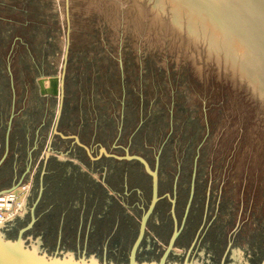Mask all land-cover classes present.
I'll return each instance as SVG.
<instances>
[{
	"label": "rangeland",
	"instance_id": "obj_1",
	"mask_svg": "<svg viewBox=\"0 0 264 264\" xmlns=\"http://www.w3.org/2000/svg\"><path fill=\"white\" fill-rule=\"evenodd\" d=\"M69 11L60 129L76 132L93 155L99 146L114 151L121 125L118 144L130 141L129 151L151 162L164 143L162 177L177 166L181 173L178 222L194 187L185 238L165 264H264V0H69ZM65 35L63 0H0V158L15 93L0 192L29 187L0 210V235L14 242L23 230L24 248L49 257L127 264L128 246L105 232L90 236L97 213H85L79 234L60 243L41 233L60 225L36 208L46 158L86 160L80 150L57 154L71 143L51 135ZM225 75L232 85L218 80ZM41 124L33 158L44 159L22 177ZM157 220L138 264H157L165 251L170 224L158 236Z\"/></svg>",
	"mask_w": 264,
	"mask_h": 264
},
{
	"label": "flooded vegetation",
	"instance_id": "obj_2",
	"mask_svg": "<svg viewBox=\"0 0 264 264\" xmlns=\"http://www.w3.org/2000/svg\"><path fill=\"white\" fill-rule=\"evenodd\" d=\"M12 82H10L11 85ZM12 97L13 101L15 103V93L12 92ZM58 102H59V92H58ZM14 103L12 105V111L10 112V116L12 114V119L10 123V129L8 132L7 136V129H8V123L6 127V132L4 136V150L3 154L0 158L2 159L6 149V157L3 160V162L0 164V169H2L9 157V150H10V140H11V134L13 130V121H14V113H15V108H14ZM63 107V104H62ZM58 109V105H57ZM62 112V110H61ZM57 113V111H56ZM60 118L61 114L59 117V120L56 125V131L60 133L62 136L66 138H62L57 134H54V126H55V120H56V114H55V119L53 122V126L51 129V135L56 137L59 141L66 143L69 142L71 143V147L67 149V146L64 147L62 150L56 152L57 154H64L65 158L68 157V155H71L72 150H80L84 158H86L85 162H81L82 165H84L89 172L99 174L101 176L102 184L101 182H97L99 187L102 190L103 194V199H105V211L104 213H101V217L97 218L93 216L92 219V224L91 226V232L90 236L96 235L102 232L107 233V236L105 240H115L117 241L118 245L121 246L120 248H127L128 246V252L126 255L127 259V264L129 262V254L130 250L138 236L139 232V227H140V222L141 218L144 215V213L147 211L150 201H151V196H152V182H151V177L144 171L143 166L136 161H127V160H117L113 157L105 156L100 153V148L102 146H99L97 154L93 155V151L91 150L90 146H86L83 144L82 140L79 138V136L74 133H67L64 132L60 129ZM8 119V122H9ZM122 125L120 126V128ZM41 128L42 124L38 127V129L34 132V143L30 148H28L27 151V162H26V168L23 173V176H27L28 174H35L34 169L37 168V165L40 164L41 160L44 159V152L42 154V157H40L37 160L36 163V158H33L34 152L39 148L40 145V133H41ZM137 132V129L131 134L130 138L134 135V133ZM121 134V129L118 131L117 128V136L116 139L114 140V143L112 145L111 150H107L105 147H102L105 149L106 153L109 155H116V156H124L126 151L128 155H135L143 158L149 169L151 171L156 172L157 175V196H158V201L155 204V207L151 214L149 215V218L147 219L146 225H145V232L143 235V238L139 244V247L137 249L136 255H135V260L137 262V255L140 251L141 244L145 238V234L147 232V227L149 225L150 220L154 217L157 216V222L154 223L156 227V233L158 236H163V234L167 233L168 227L170 224V229L171 233L168 237V240L166 242V248L165 251L160 258L159 262L164 259L166 261L167 256L172 252L173 247L179 239L185 238V227L186 223H189V218H190V206L191 202L193 199V194H194V187L189 188V193H188V198L185 203L184 209L182 210V218L181 221L178 222L179 216L178 214L180 213L179 211V205L181 202V197H182V192L179 184L181 180V173L179 170V167H176L175 173L176 176L170 173H166L167 178L162 177V166L164 164H167L168 162H165L162 160V154H163V147L164 143L160 147V154L158 155V160H155V155H154V160L151 162L148 160L146 156H142L141 154H133L132 152L129 151L130 148V141L128 144L125 145H120L119 143V138ZM30 137V136H29ZM74 138H77L78 141L84 145L85 147L88 148L91 157L93 159H90L84 149L79 147ZM7 141V142H6ZM26 141L28 139L26 138ZM165 142V140L163 141ZM166 143V142H165ZM121 150L122 152L118 154L115 152V150ZM46 150V148H45ZM157 153V152H156ZM155 153V154H156ZM52 157V158H50ZM50 157H47V162H46V167L43 169L41 173L42 177V190L39 193L38 202L40 203L45 199L47 196L55 195V196H60L59 192L61 190H64L63 188H67V185L70 183L75 184L71 179L72 175H74V171L76 170L77 163L76 161H73L72 159H64V162L58 161V158L54 155H51ZM71 157V156H70ZM36 163L35 167L34 164ZM70 168L71 170V176L69 179H66L62 177V175H66L67 169ZM54 177V178H52ZM64 178V179H63ZM53 179V180H52ZM21 183L14 184L12 188L1 191L0 196L6 195L7 193L14 191V190H21V193L23 192L26 194L28 192V186L27 189L25 186H21ZM168 186L170 187L168 190L166 189V192H162V186ZM72 190V187H71ZM74 191V194H73ZM71 191V193L66 194L64 193V197H76L75 190ZM108 201V202H107ZM132 202V204H129L126 206V202ZM115 206L118 207L119 213H115L118 210L115 209ZM162 207V208H161ZM36 210V208H35ZM133 212V213H131ZM135 212L138 213L137 216H135ZM202 213H207L206 210ZM51 218V217H50ZM48 218V219H50ZM95 219V220H94ZM95 223V224H94ZM98 223V224H97ZM176 233V237L171 244L170 247V241L172 239L173 234ZM91 238V237H90Z\"/></svg>",
	"mask_w": 264,
	"mask_h": 264
},
{
	"label": "water",
	"instance_id": "obj_3",
	"mask_svg": "<svg viewBox=\"0 0 264 264\" xmlns=\"http://www.w3.org/2000/svg\"><path fill=\"white\" fill-rule=\"evenodd\" d=\"M63 2H64L66 35H65V47H64V51H63L62 69H61L60 80H59V102H58V109H57V113H56V120H55V126H54L53 132H54V134H57L62 138H66L56 131V125H57V122L59 120L61 110H62V104H63V81H64V76H65L66 65H67V56H68V51H69V46H70L69 0H63ZM118 64H119V69L121 70L122 66H121L120 60H118ZM226 78H228V76H226ZM226 78L218 77V80L223 81L224 83L230 84V85H232V83H234V81H232L231 79H229V78L226 79ZM12 117L13 116L11 114L9 122H8L7 136H8V132L10 129V123H11ZM120 119H122L121 113H120ZM118 131H120V127L118 128ZM74 140L79 147L84 149V151L86 152L88 157H90V159H93L91 157V154H90L88 148L85 147L84 145H82L78 141L77 138H74ZM6 153H7V149H6L2 159L0 160V164L5 159ZM100 153L105 155V156L113 157L117 160H127V161L139 162L143 166L144 171L151 177V182H152L151 201H150V204H149L147 211L144 213V215L141 218L138 236H137V238H136V240H135V242H134V244L130 250V254H129L128 264H138L135 260V255H136L137 249L139 247V244L143 238L147 219L149 218V215L153 211L155 204L158 201V196H157V181L158 180H157L156 172L151 171L149 169L146 161L143 158H141L139 156H135V155H128L127 151H126L124 156L120 157V156H116V155L107 154L105 149L101 147ZM157 160L158 159L156 158V161ZM31 224L27 228H30ZM22 232H23V230H21L19 232V236H18L17 240L14 242L6 241L0 235V264H99L93 257H91L88 260L83 259V260L75 261L71 254L64 255L61 258L56 257V256L49 257L46 254H39V252L37 251V248H32L31 250L25 249L23 246V242L20 238ZM175 237H176V233H174L172 236V239L170 241V247H171V244L173 243ZM152 264H156V263H152ZM157 264H165L164 259H162ZM185 264H187V263H185Z\"/></svg>",
	"mask_w": 264,
	"mask_h": 264
},
{
	"label": "crops",
	"instance_id": "obj_4",
	"mask_svg": "<svg viewBox=\"0 0 264 264\" xmlns=\"http://www.w3.org/2000/svg\"><path fill=\"white\" fill-rule=\"evenodd\" d=\"M58 161L64 162L63 159H58ZM71 173L70 168H68L66 175H62V177L69 179ZM101 176L89 172L84 165L77 163L74 175H72V179L70 178L75 183L71 184L72 190L68 184L67 188L64 187V190L59 192L60 196L49 195L43 201L37 203L36 208L39 213H42L40 216L43 219L50 217L60 219V225L57 228L52 230L43 228L41 233L56 234L60 243L62 236L66 239L73 233L76 236L79 234V227L82 225L85 213H97L95 217L100 218L101 213L105 211L106 203L103 199L102 190L98 186L99 182L102 184ZM73 190H75L76 197H64V193L69 194ZM115 209L118 210L115 213H119L117 206H115Z\"/></svg>",
	"mask_w": 264,
	"mask_h": 264
},
{
	"label": "bare ground",
	"instance_id": "obj_5",
	"mask_svg": "<svg viewBox=\"0 0 264 264\" xmlns=\"http://www.w3.org/2000/svg\"><path fill=\"white\" fill-rule=\"evenodd\" d=\"M21 193V190H14L11 191L9 193H7L6 195H1L0 196V210L3 209H8L10 207L11 202L13 201L14 198L19 197V194ZM20 201L18 200V205ZM5 217L2 215H0V225L2 224V222L4 221Z\"/></svg>",
	"mask_w": 264,
	"mask_h": 264
}]
</instances>
